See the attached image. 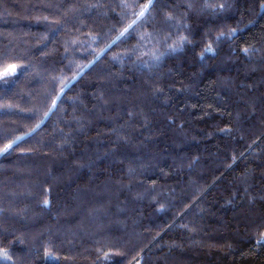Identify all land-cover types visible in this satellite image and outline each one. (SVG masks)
Returning a JSON list of instances; mask_svg holds the SVG:
<instances>
[{"label":"trees","instance_id":"obj_1","mask_svg":"<svg viewBox=\"0 0 264 264\" xmlns=\"http://www.w3.org/2000/svg\"><path fill=\"white\" fill-rule=\"evenodd\" d=\"M148 3L0 0V264H264V0Z\"/></svg>","mask_w":264,"mask_h":264},{"label":"snow or ice","instance_id":"obj_2","mask_svg":"<svg viewBox=\"0 0 264 264\" xmlns=\"http://www.w3.org/2000/svg\"><path fill=\"white\" fill-rule=\"evenodd\" d=\"M153 2H154V0H149V3L146 4V5H144L143 9L140 11V13H139L138 16H137V21H138L140 18L144 17L145 14L149 12L150 6L153 4ZM220 7L223 8V5H221ZM169 19H171L170 16H169ZM137 21H133V23H136ZM129 27H132V26L129 25ZM127 31H128V29H125V32H127ZM234 34H235V30H231V31L228 32V33L221 32V33L216 37V39H217V40H220L221 38H225V37L230 38V37L233 36ZM123 35H124V32L121 33V36H123ZM117 39H119V37H118ZM184 42H186V38H185V37H181V41H180L181 46H182V44H183ZM172 50H173V51H176L177 48H176L175 46H173V47H172ZM245 51L247 52V49H245ZM205 52H206V53H212V52H213V48H212L211 44H209V45L205 48ZM202 58H203V56H202ZM15 71H16V66H15V65H12V66H10V67H6L5 70H4V75H5V76L10 75L11 73H13V72H15ZM11 146H12V145H7V146L4 148V151H7ZM44 205H45V206L48 205V201H47V200L44 201ZM46 255L51 256L52 253H51V252H47ZM9 259H11V258L9 257L8 252H7L6 250L0 252V262H2V261H7V260H9Z\"/></svg>","mask_w":264,"mask_h":264},{"label":"rangeland","instance_id":"obj_3","mask_svg":"<svg viewBox=\"0 0 264 264\" xmlns=\"http://www.w3.org/2000/svg\"><path fill=\"white\" fill-rule=\"evenodd\" d=\"M261 240H262V238H261Z\"/></svg>","mask_w":264,"mask_h":264}]
</instances>
